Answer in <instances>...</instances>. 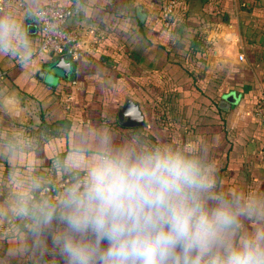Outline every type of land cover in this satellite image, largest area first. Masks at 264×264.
Returning a JSON list of instances; mask_svg holds the SVG:
<instances>
[{
    "label": "crops",
    "instance_id": "crops-1",
    "mask_svg": "<svg viewBox=\"0 0 264 264\" xmlns=\"http://www.w3.org/2000/svg\"><path fill=\"white\" fill-rule=\"evenodd\" d=\"M164 1L39 0L40 7L71 6L67 25L96 44L77 60L63 54L72 63L68 77L43 78L38 71L61 54L40 50L41 29L24 15L26 0L12 3L36 53L27 67L0 57V133L20 130L36 139L40 171L57 183L52 157L77 125L110 127L119 136L140 130L150 138H199L225 187L264 192V123L253 113L264 95V0H181L169 29L161 24ZM229 93L236 101L222 109L219 98ZM127 98L139 104L144 124L119 118ZM8 246L0 241V257Z\"/></svg>",
    "mask_w": 264,
    "mask_h": 264
},
{
    "label": "clouds",
    "instance_id": "clouds-1",
    "mask_svg": "<svg viewBox=\"0 0 264 264\" xmlns=\"http://www.w3.org/2000/svg\"><path fill=\"white\" fill-rule=\"evenodd\" d=\"M26 3L25 16L46 19L39 0ZM35 53L0 0V57L27 67ZM64 135L57 183L40 171L36 139L0 133V264H264V192L225 187L206 141L90 124Z\"/></svg>",
    "mask_w": 264,
    "mask_h": 264
},
{
    "label": "built area",
    "instance_id": "built-area-1",
    "mask_svg": "<svg viewBox=\"0 0 264 264\" xmlns=\"http://www.w3.org/2000/svg\"><path fill=\"white\" fill-rule=\"evenodd\" d=\"M179 1L166 0L161 8L162 26L164 28L169 29L173 25V12ZM8 2L9 0H5V4ZM11 3L23 5L25 0H11ZM41 8L47 13L44 21H38L42 33L40 43V50L42 52L56 55L66 54L73 60H77L87 52L85 46H90L92 51L96 50V44L91 41L88 42L80 32L67 25V20L73 13L71 6L47 3ZM239 58L242 59L243 55L240 54ZM253 113L264 123V95L260 96L256 101L253 107Z\"/></svg>",
    "mask_w": 264,
    "mask_h": 264
},
{
    "label": "water",
    "instance_id": "water-1",
    "mask_svg": "<svg viewBox=\"0 0 264 264\" xmlns=\"http://www.w3.org/2000/svg\"><path fill=\"white\" fill-rule=\"evenodd\" d=\"M137 15L139 19H143L145 12L141 10V6L137 7ZM72 63L69 58L61 54L53 58L52 61L45 63L43 67L38 71L37 76L43 78L46 76H63L68 77L70 75ZM236 101V96L233 93L226 95L221 101L220 105L224 109H228L232 102ZM119 118L127 120V125H142L144 124V117L139 108V104L127 98L124 104L119 109Z\"/></svg>",
    "mask_w": 264,
    "mask_h": 264
},
{
    "label": "trees",
    "instance_id": "trees-1",
    "mask_svg": "<svg viewBox=\"0 0 264 264\" xmlns=\"http://www.w3.org/2000/svg\"><path fill=\"white\" fill-rule=\"evenodd\" d=\"M166 2V0L164 1V3ZM180 3H181V0L176 4V6H175V8H174V12H173V16H174V21H175V17H176V14H177V11H178V9H179V7H180ZM164 5V4H163ZM163 5H162V7H163ZM161 7V8H162ZM161 24H162V18H161ZM170 28H172V26L170 27ZM220 100H219V106L221 107V105H220V101L223 99H221V98H219ZM222 109H224L223 107H221ZM219 111H220V109H219ZM7 167H8V165H7V163L6 162H4V161H0V172H5L6 170H7Z\"/></svg>",
    "mask_w": 264,
    "mask_h": 264
}]
</instances>
